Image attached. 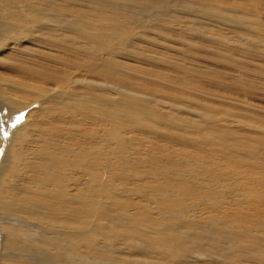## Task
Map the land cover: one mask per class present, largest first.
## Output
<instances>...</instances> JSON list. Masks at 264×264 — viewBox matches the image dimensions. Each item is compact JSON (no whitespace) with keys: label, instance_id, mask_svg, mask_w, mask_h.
Here are the masks:
<instances>
[{"label":"bare ground","instance_id":"obj_1","mask_svg":"<svg viewBox=\"0 0 264 264\" xmlns=\"http://www.w3.org/2000/svg\"><path fill=\"white\" fill-rule=\"evenodd\" d=\"M147 1L0 0V57L14 60L0 67L15 72L0 73V264H264V212L247 220L264 211V183L252 175L264 174V97L255 95L264 72L261 84L217 83L239 105L231 113L215 103L224 113L213 125L173 117L185 108L176 96L151 99L123 69L141 64L136 53L187 68L164 46L174 32L189 53L220 45L226 65L234 56L237 67L258 61L264 70V0ZM189 16L197 21L182 25ZM198 78L185 87L205 95ZM245 116L262 124L229 129ZM221 126L226 136L216 135ZM187 136L195 146L179 144ZM172 148L193 151L195 171L163 178L155 154ZM218 154L225 161L213 167L199 159ZM245 161L246 172L229 174ZM236 190L244 195L233 203Z\"/></svg>","mask_w":264,"mask_h":264},{"label":"rangeland","instance_id":"obj_2","mask_svg":"<svg viewBox=\"0 0 264 264\" xmlns=\"http://www.w3.org/2000/svg\"><path fill=\"white\" fill-rule=\"evenodd\" d=\"M123 1H126V0H123ZM136 1L140 2V3H143V2L145 3V1H147V0H136ZM169 1L173 2L175 0H169ZM122 6L126 7L127 4H122ZM181 15L185 16V14L183 12H181ZM196 21H197L196 17L189 16V17L182 20V25H190L192 23H195ZM154 23L165 25L163 22H160V21H154ZM160 29L161 28H158V27L153 28V30H155L157 32H159ZM207 29H208V27H207ZM208 30H206V31L209 32ZM214 30L218 31L219 27H214ZM155 31H153L152 34L155 33ZM142 33H143V35L147 34V32H142ZM173 34H174V32H171V33L167 34L166 36H163L164 46L167 48V50H168L167 52H170L171 50H173L174 53H172V54L177 53V56L178 57L180 56L179 58H181L182 60H185V61L189 60L191 65L187 64L186 65L187 68L182 67L178 64H174L167 59H165V60L162 59L160 61H157L156 59H152L155 56L154 53H152V54L136 53V58H137L136 60L139 61L141 64H133L132 61H129V62L125 63L124 68H123L125 73L128 75L129 79L135 85L144 89L145 93H148L150 95L151 99L156 98L157 101H163L162 96H164V97H166L168 95L176 96L178 101H180L185 106V108L181 111H176V112H172V113L169 112L173 117H176L179 120L184 121V122L188 120L189 124L196 123L199 120H203V121L212 123L214 125L215 121L218 120L215 116V112L217 110L223 112L222 110H220V108L215 103L221 104L223 102H227V106H228V104L230 106H228L226 109L229 110L231 113L235 112V109L237 108L235 105H237V106L239 105V101L237 102L235 97H229L232 92L230 90H227V89L220 87L219 84H217L218 82H222L224 84L236 82L237 86H241L244 84V81L247 80L248 81L247 83L261 84L259 76H260V73L264 72V70H262L261 68L258 67L260 62H258V61L245 62L242 65V67H237L236 63L239 60H237V58H235L233 56V58L236 60V61L233 60V61H235L233 63V65H230L231 62L226 65V63L223 62L226 60L223 58V55L221 54V49H219L220 45H217V48H218L217 51L216 50L213 51L214 49H212V50L211 49H209V50L204 49L203 52H201L200 54H197V52L201 48L192 47L191 53H189V52L185 51L186 47H182V48L180 47L179 40L177 38L175 39ZM149 36L151 37L152 35H149ZM226 37H228L230 39L233 36L231 34H228ZM151 38L155 39V36H152ZM215 38H216V40H218L219 38H221V36H216ZM155 41H156L155 44H157V45L160 44V42H161V41L159 42L157 40H155ZM145 42L147 43L148 41L145 39ZM69 44L74 46V43L72 41H70ZM153 48H154V46L152 47V49ZM262 50H264V48H262ZM211 51L214 52V54H213L214 58H212V52ZM4 53L5 52H0V56L5 55ZM167 56H169V55H167ZM191 57H194L195 59H193ZM0 58L2 59L1 60L2 62H11V60L14 61L13 59H11L10 56L5 57V58L0 57ZM149 61H151L153 66L152 67H145L144 64L149 62ZM15 62H18V61H15ZM261 66H264V63ZM1 67H0V71H1L0 73H2L1 78L5 77V73H8V74H9V72L12 74L15 73V72L11 71L12 70L11 68L6 69L5 66H4L5 68L4 67L1 68ZM210 67H211V69H210ZM222 68L225 69V73L223 72L220 74L219 72H215V75H214V73H212L211 78L206 77V75L208 73H210L209 72L210 70L218 71V70H221ZM3 69H5V70H3ZM145 72H146V74H145ZM193 76L201 77V78H198V81H200L202 84L200 82H198V85H201V89L203 91L202 93H204L205 95L208 93V91H210V89H208V81L214 79L215 80L214 82L217 85H215V86L212 85L213 86L212 91L214 92L213 94H215V95L205 96L202 94H196V91H198V87L197 88H195V87L197 85H191V86L185 87L187 80H189ZM44 86H47V85H44ZM193 88H195V90H192ZM216 95H218V96H216ZM255 95L257 97L263 98L264 92L258 91L255 93ZM227 100H229V101H227ZM230 101H232V102H230ZM261 101L264 104V99ZM187 102L190 104V106H188L186 104ZM156 104H158V103H156ZM156 104H155V106H156ZM259 104H260L259 106L261 108H264L263 104H261L260 102H259ZM234 107H236V108H234ZM190 108H193L195 110V114L191 115L188 113V111L186 109H190ZM228 108H230V109H228ZM162 111L166 112L165 110H162ZM248 118H252V119H248ZM234 122L235 123H232L231 126L229 127V129L233 128L232 130H234L236 128L235 127L236 125H240V124L246 125V124L252 123V122H255L256 125L262 124V123H258L254 119V117H249V116L242 117L241 119L236 118V119H234ZM218 129L220 131H219V133L216 134L217 136H226L225 128L223 126L219 127ZM236 130H238V129L236 128ZM60 131L61 130H59V129H53V133L57 137H60ZM238 132H239L238 135L242 134V131L241 132L238 131ZM179 144H181L184 147L185 146H195V139L191 136H187L186 138H183L182 142H179ZM211 149H212V147L209 148V151H211ZM3 151H4V149H3ZM171 151L179 152V154H176L175 152L174 153L164 152L162 150H157V152L155 154L157 159L161 162L162 166L164 167L165 174L162 175L163 178H166V179L172 178L171 168L179 169L180 173L185 172V171H187V172L195 171V168L193 166H188V165L193 164L196 161L195 154L193 153V151H190V149H182V148H172ZM211 155H213V154L211 153ZM132 156H135V155H132ZM147 156H151V154L147 155ZM199 159H200L201 163H203V164L206 163L207 167H213L212 162L209 163V161H212V160L217 161V159H218V161L222 160L220 163H224V161H225V158L222 156V154H218L217 156L213 157L211 160H207V161L206 160L202 161L203 159L200 157H199ZM247 162L248 161H245V162L239 163V164L236 163L235 165H228L227 167L230 170L229 174L232 175L233 173H236L237 175H242L241 172H243V171L246 172V170H247L246 168L242 169L243 165L246 164ZM2 164H3V156L0 153V170H1ZM149 164H151V166L152 165L158 166V164H156L155 162L145 163L144 166H148ZM238 169H239V171H238ZM260 172L264 173V168L261 169ZM252 175L255 178H260L261 182L264 183V174H262L261 176H257L253 172ZM231 178H235V177H231ZM206 181H207V179L204 180L205 183H206ZM229 181L232 182L233 179H231ZM229 181H227V182H229ZM240 183H241V181L237 182V184H240ZM250 190L252 192H255V190H252V189H250ZM245 191L248 194L251 193L249 191V189L244 190V192ZM244 192L236 190L235 192L230 193V201H232L233 203H234V201L237 202V199L239 198V196L244 195ZM222 204L224 205L225 203H222ZM256 207H257V205H254V208H256ZM243 210L246 211L245 209H243ZM244 211H240V213H242ZM261 212H264V211H261V208H259L256 213H254V211H251L249 213V216L247 217V220L254 219L256 216L260 215ZM213 264H217V263L214 262Z\"/></svg>","mask_w":264,"mask_h":264},{"label":"snow or ice","instance_id":"obj_3","mask_svg":"<svg viewBox=\"0 0 264 264\" xmlns=\"http://www.w3.org/2000/svg\"><path fill=\"white\" fill-rule=\"evenodd\" d=\"M21 119V117H16V121L19 122ZM13 127H15V124L13 125Z\"/></svg>","mask_w":264,"mask_h":264}]
</instances>
